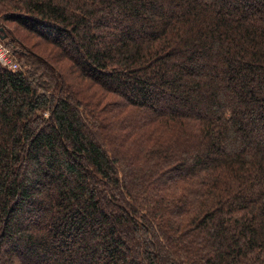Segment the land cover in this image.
I'll list each match as a JSON object with an SVG mask.
<instances>
[{
	"label": "trees",
	"instance_id": "trees-1",
	"mask_svg": "<svg viewBox=\"0 0 264 264\" xmlns=\"http://www.w3.org/2000/svg\"><path fill=\"white\" fill-rule=\"evenodd\" d=\"M0 29V264H264V0H0Z\"/></svg>",
	"mask_w": 264,
	"mask_h": 264
},
{
	"label": "rangeland",
	"instance_id": "rangeland-1",
	"mask_svg": "<svg viewBox=\"0 0 264 264\" xmlns=\"http://www.w3.org/2000/svg\"><path fill=\"white\" fill-rule=\"evenodd\" d=\"M34 42H36V40H34ZM1 43H3L4 53L10 58V60H9L10 64H6V63H3L2 61H0V66L2 68L6 69L8 71H12V72H17V71L21 70L22 64L18 60L17 56L13 53V51L8 46H6L7 41H5V39H3V40H1ZM44 51H48V52L50 51L51 54H57V52H58V50L54 49V47L51 45H50V47L46 46V49ZM101 108H103V106Z\"/></svg>",
	"mask_w": 264,
	"mask_h": 264
},
{
	"label": "built area",
	"instance_id": "built-area-1",
	"mask_svg": "<svg viewBox=\"0 0 264 264\" xmlns=\"http://www.w3.org/2000/svg\"><path fill=\"white\" fill-rule=\"evenodd\" d=\"M1 38H0V61L6 64H10V58L4 53L3 51V43H1Z\"/></svg>",
	"mask_w": 264,
	"mask_h": 264
},
{
	"label": "water",
	"instance_id": "water-1",
	"mask_svg": "<svg viewBox=\"0 0 264 264\" xmlns=\"http://www.w3.org/2000/svg\"><path fill=\"white\" fill-rule=\"evenodd\" d=\"M0 38L3 40L5 39V35L2 33V30L0 29Z\"/></svg>",
	"mask_w": 264,
	"mask_h": 264
}]
</instances>
